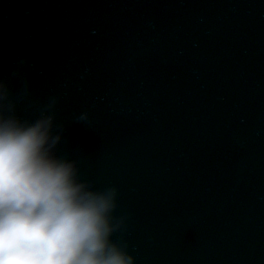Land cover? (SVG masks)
Returning a JSON list of instances; mask_svg holds the SVG:
<instances>
[{"label": "water", "instance_id": "1", "mask_svg": "<svg viewBox=\"0 0 264 264\" xmlns=\"http://www.w3.org/2000/svg\"><path fill=\"white\" fill-rule=\"evenodd\" d=\"M0 78L137 264H264V0H0Z\"/></svg>", "mask_w": 264, "mask_h": 264}, {"label": "clouds", "instance_id": "2", "mask_svg": "<svg viewBox=\"0 0 264 264\" xmlns=\"http://www.w3.org/2000/svg\"><path fill=\"white\" fill-rule=\"evenodd\" d=\"M57 100L25 118L0 78V264H137L114 236L125 219L115 215L118 186H94L77 159L58 151Z\"/></svg>", "mask_w": 264, "mask_h": 264}]
</instances>
